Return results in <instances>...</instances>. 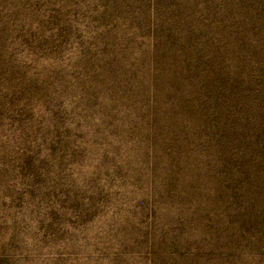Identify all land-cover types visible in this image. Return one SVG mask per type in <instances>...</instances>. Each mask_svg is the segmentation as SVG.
Masks as SVG:
<instances>
[{"label": "rangeland", "instance_id": "obj_1", "mask_svg": "<svg viewBox=\"0 0 264 264\" xmlns=\"http://www.w3.org/2000/svg\"><path fill=\"white\" fill-rule=\"evenodd\" d=\"M0 264H264V0H0Z\"/></svg>", "mask_w": 264, "mask_h": 264}]
</instances>
